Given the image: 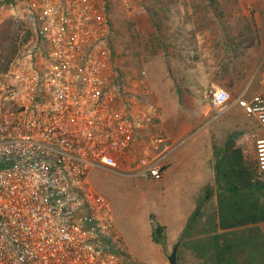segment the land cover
Segmentation results:
<instances>
[{"label":"built area","instance_id":"built-area-1","mask_svg":"<svg viewBox=\"0 0 264 264\" xmlns=\"http://www.w3.org/2000/svg\"><path fill=\"white\" fill-rule=\"evenodd\" d=\"M8 20L24 28L0 73V264H129L90 175L160 182L176 148L156 107L112 68L103 0H0ZM209 106L219 117L238 107L264 131L261 96L233 101L217 88ZM257 164L264 173V139Z\"/></svg>","mask_w":264,"mask_h":264},{"label":"rangeland","instance_id":"rangeland-1","mask_svg":"<svg viewBox=\"0 0 264 264\" xmlns=\"http://www.w3.org/2000/svg\"><path fill=\"white\" fill-rule=\"evenodd\" d=\"M105 1L113 25V70L120 77L123 73L124 83L156 107L161 135L167 143L174 148L181 143V147L171 155L177 163L160 182L94 172L89 183L111 206L127 262L169 264L168 257L178 243L173 233L191 213L203 189L214 185V158L206 155V142L211 139L213 146L222 147L229 136L241 133L238 144L244 145L246 154L257 161V141L264 139L259 124L238 107L220 117L209 107L205 118L203 112L215 89L203 88L199 78L189 75L205 63L218 61L213 49L203 53L205 49L198 47L205 32L220 28L224 41L218 51H222L227 72L234 74L239 83L243 77L242 86L250 81L244 91L247 100L255 96L264 99V0ZM259 13L263 19L260 29L255 22ZM157 16L163 18L159 31L151 22ZM134 63L140 70L134 68ZM230 83L232 86V79ZM198 129L200 135L196 136L193 132ZM206 129L209 134L204 132ZM156 223L165 228L163 245L154 244L151 238ZM260 228L264 232V223ZM178 251L179 264H198L181 245Z\"/></svg>","mask_w":264,"mask_h":264},{"label":"trees","instance_id":"trees-1","mask_svg":"<svg viewBox=\"0 0 264 264\" xmlns=\"http://www.w3.org/2000/svg\"><path fill=\"white\" fill-rule=\"evenodd\" d=\"M151 22L159 31L163 18L157 16ZM109 24L112 29L110 18ZM23 28L11 20L0 25V73H6L15 59ZM30 36L27 33L25 39ZM133 65L140 70L138 63ZM122 75H118L121 80ZM240 138L241 133H235L222 147L213 146L214 185L203 189L191 213L173 233L176 245L193 255L198 264H264V232L260 228L264 223V173L246 154L244 145L238 144ZM164 231L160 224L153 225L154 244L163 245ZM179 257L178 251L177 264Z\"/></svg>","mask_w":264,"mask_h":264},{"label":"crops","instance_id":"crops-1","mask_svg":"<svg viewBox=\"0 0 264 264\" xmlns=\"http://www.w3.org/2000/svg\"><path fill=\"white\" fill-rule=\"evenodd\" d=\"M261 6H263V5H261ZM263 11H264V8H263ZM262 21H263V19L261 20L260 13H259V15L257 14V17H255V22H256V27L257 28L259 27L258 29L263 28V26L260 27V24H259V22H262ZM254 31H255V28H254ZM225 38H227V36ZM223 41L224 40L222 39V35L220 33V28L218 30H211V31L209 30V31L204 33V35L202 36V40H201L202 43H199V44H201V47H198V48L199 49L204 48L205 50H204L203 53H205V51H207V53H210L209 50L213 49L214 56L216 57L215 60H218V61H216V63L215 62H213V63H205L201 70L194 71L195 74L194 75L191 74V75H189V77L190 78H193V77L199 78L200 81L198 80V82L203 85L202 86L203 88H206V89L207 88H210V89L222 88V89L226 90L227 92H229L231 95H233L235 97L234 100H233V101H235L236 99H238L240 96H242L244 94V91H245V89L247 87V84L250 81H248L245 84V86H242L245 83V79L242 77V80H240V83H242V84L239 85L240 83L235 78V75L233 74L231 76L230 72L229 73L227 72L226 66H225L226 64L223 62V60H224L223 57H222L223 54L221 56L222 51H220L221 53L218 51L220 49V47H218V46L220 45V43H223ZM204 43L206 45H204ZM208 46H210V49H209ZM184 49L187 50V47H185ZM214 56H213V58H214ZM196 74H197V76H196ZM231 79H232V84H233L232 86H231V83H230ZM209 107L210 106L206 107L205 108L206 111L203 112L205 118L207 116H209V112H207V109H209ZM161 114H163V112ZM159 119H160V117H159ZM208 130H210V127H209ZM198 132H199V129L198 130H194L193 134L196 135V136L197 135L199 136L200 134H197ZM204 132H208L207 129ZM208 134H209V132H208ZM207 143H208V146L206 145V149H208V150L206 152V155L207 156L211 155V157L214 158L213 157V151L211 150V148H213V145L211 143V139H209L206 142V144ZM168 145H169V143H167V146ZM179 147H181V143H179L176 146V149L166 159L165 166H164V177H163V179L165 178L166 173H167L168 169L171 167V165L176 162L174 160L172 161L173 156H171V155ZM138 155H139V153H137L136 147L134 149H132L131 152H128L127 155H126V158H128L129 162H128V164L124 165L125 168L128 169V167H130L129 164L134 163L135 160L138 158ZM176 166H178V165L176 164ZM213 179H214V170H213ZM115 229H116V226H115Z\"/></svg>","mask_w":264,"mask_h":264},{"label":"water","instance_id":"water-1","mask_svg":"<svg viewBox=\"0 0 264 264\" xmlns=\"http://www.w3.org/2000/svg\"><path fill=\"white\" fill-rule=\"evenodd\" d=\"M179 245H175L172 250L171 255L168 257L169 264H177V252H178Z\"/></svg>","mask_w":264,"mask_h":264}]
</instances>
